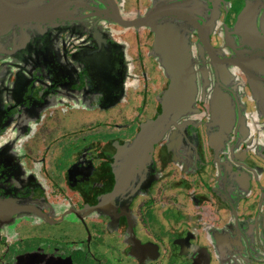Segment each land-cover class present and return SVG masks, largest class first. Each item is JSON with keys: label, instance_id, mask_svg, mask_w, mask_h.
Returning a JSON list of instances; mask_svg holds the SVG:
<instances>
[{"label": "flooded vegetation", "instance_id": "obj_1", "mask_svg": "<svg viewBox=\"0 0 264 264\" xmlns=\"http://www.w3.org/2000/svg\"><path fill=\"white\" fill-rule=\"evenodd\" d=\"M198 2L54 0L44 18L21 22L0 40V264H264V191L252 180L236 183L242 198L232 199L226 166L232 151L239 162L264 167V94L251 93L236 69L243 85L222 93L239 123L227 134L209 129L218 120V85L196 29L154 18L169 32L181 23L189 37L190 46L182 43L196 112L179 105L186 115L175 125L152 124L171 79L159 48L167 32L117 20H139L154 6L203 15L213 52L234 55L223 25L235 23L243 0L235 8L231 0ZM249 14L238 21L241 48L262 51L264 19L258 15L255 30ZM215 29L219 36L209 34ZM131 68L139 75L137 86L129 84L136 117L119 124L111 108L127 93ZM108 111L112 118L102 119Z\"/></svg>", "mask_w": 264, "mask_h": 264}, {"label": "water", "instance_id": "obj_2", "mask_svg": "<svg viewBox=\"0 0 264 264\" xmlns=\"http://www.w3.org/2000/svg\"><path fill=\"white\" fill-rule=\"evenodd\" d=\"M198 1L199 5L204 3V0ZM252 1L254 0H243L244 5L240 12L244 15L242 16L239 14L235 23L232 25H223L225 31L228 32L225 40L226 44L224 45H227L228 42L234 46V55H229L228 57L223 58L215 54L211 46H209V39L206 37L202 25L199 22L203 18V15L201 16L197 14L196 16H192L185 12L170 9L167 6H154L145 17L139 20L127 21L117 16L118 22L122 25L139 26L145 24L154 27L155 30L160 28L163 32H167V41L161 43L162 45L160 44L159 48H163L166 51V58H164L163 65L170 74L171 79L169 80L167 89L162 95L161 114L157 116L154 121H152V124L158 126L159 124L161 125L163 121L173 124L177 117L180 116V113L183 116L188 112L189 114L196 112V109L192 108V105L195 102L194 94L196 92L195 79H193L194 70L188 67L189 52L187 49H185V51L183 50L182 43L183 38H186V42L188 46H190L191 42L188 41L189 37L187 39V33H185L182 28L183 26H180V24H172L171 29H173V31L171 32L166 30L164 26H153L149 21L154 18L171 17V19L174 18L186 22L188 21L192 23L196 29L197 41L199 43L197 46L201 45L202 48L206 50L207 56L210 58V63H212V72L215 78L214 80L218 85V89L216 88L212 99L214 102L213 110L216 111L218 120L213 121L211 126H208L209 129L218 126L220 129L217 130V133L222 132L223 134H227L228 132H233V127L236 123H239V120L235 117V112L233 110L229 112V99L227 95L222 93V88L224 86L228 87L231 85L232 87H239L243 85V82L241 84V81H237L238 79H236L238 74L236 69L239 71L238 76L240 74L244 76L245 85L251 93L257 96V98L264 94V61H259L260 57H264V50L261 49L262 51H254L255 46H247L242 49V44L246 43L244 41L245 36L237 30L239 25L238 21L240 18L244 17L245 14L250 13L248 15V21H251L252 28L255 30L258 29V15L261 16L260 19H264L263 5H261L262 7L257 6L253 9L249 6ZM53 2L54 0H0L1 42L5 44L4 41L11 37L12 31L22 24L21 22H32L37 21L40 18H44L47 14H49V12H51L50 6ZM219 33V30L215 29L214 32H210L209 34L219 36ZM171 34H173V39ZM161 38L162 36L155 39V47L159 45L158 41L162 40ZM251 42H256V40H251ZM163 44H165L164 47ZM224 45H221L219 50L222 49ZM179 105L186 109L184 114H182L183 112L179 110ZM261 117H264V114H261ZM167 129H169V127ZM211 138L212 137L209 134V139ZM229 143H234V141ZM213 147L215 146L213 145ZM234 149L236 150V148ZM238 157L239 156L236 154L233 155L231 151L230 156L227 158L228 162L226 163V166L229 170V175L227 174L229 177V184L230 182H233L235 184L240 183L246 186V184L252 180L259 189L264 191V167L259 165V163H255L253 160L244 163L243 161L239 162L237 159ZM241 168L247 172V177L243 171L240 170ZM215 171L216 174H221L220 169L216 166ZM124 181V178H122L121 182L124 183ZM121 182L119 184H121Z\"/></svg>", "mask_w": 264, "mask_h": 264}, {"label": "rangeland", "instance_id": "obj_3", "mask_svg": "<svg viewBox=\"0 0 264 264\" xmlns=\"http://www.w3.org/2000/svg\"><path fill=\"white\" fill-rule=\"evenodd\" d=\"M183 23H184V21H183ZM177 24H181V23H177ZM127 40H129V42L130 41H132L133 43H134V40L131 38V37H129L128 36V38H127ZM128 52H129V55L131 56L132 55V51H131V48L128 50ZM147 60H145L144 61V64H145V62H146ZM146 65H147V63H146ZM135 66V65H134ZM137 68H138V66H136ZM137 68H135L134 70L131 68L130 69V72L132 73V76H130L129 78H127L128 79V81H126V87L128 86L129 87V84L131 83V82H134L135 84H136V86H137V82H138V74H137ZM140 79V78H139ZM127 90V93L124 95V97L120 100V101H118L117 102V104H115L112 108H111V111H112V113L111 114H114V119H113V121H116L117 123H119V124H123V123H125V122H131V121H133V119H134V117H136V116H134L135 114V110H133V108H134V106H135V104H137V97L133 94V88L132 87H129L128 89H126ZM94 101V100H93ZM93 101H90L89 103H88V105H83V107L84 108H91L92 106H93ZM110 113V111H108L107 113H102L103 114V116H101V118L102 119H106V120H109V119H111L112 117H111V115L109 114ZM106 114V115H105ZM120 133V132H119ZM105 137H107V136H105V135H103V137H101L102 139L103 138H105ZM241 157V156H240ZM241 159H242V157H241ZM236 187V184L235 183H233V182H230V190H229V194H230V197L232 198V199H235V200H239V199H241L242 197H240V198H237L238 197V195L240 194L239 193V191L235 188ZM181 192L183 191V186L181 187ZM181 198H183L182 197V195H179L178 196V198L176 197V201L177 200H180ZM184 199L186 200L187 198L184 196ZM166 202L167 203H170L169 202V199L166 197ZM253 205V203L252 202H248V204H247V206L250 208V209H252L253 210V208H254V206H252ZM243 206V203L241 204V207ZM262 207L261 206H259L258 207V209H261ZM181 210V209H180ZM181 212H182V210H181ZM169 214H170V216L171 217H174V215H175V213L173 212V213H171V211H169ZM179 218V217H178Z\"/></svg>", "mask_w": 264, "mask_h": 264}, {"label": "crops", "instance_id": "obj_4", "mask_svg": "<svg viewBox=\"0 0 264 264\" xmlns=\"http://www.w3.org/2000/svg\"><path fill=\"white\" fill-rule=\"evenodd\" d=\"M241 0H231V4L233 5V7L235 8Z\"/></svg>", "mask_w": 264, "mask_h": 264}]
</instances>
